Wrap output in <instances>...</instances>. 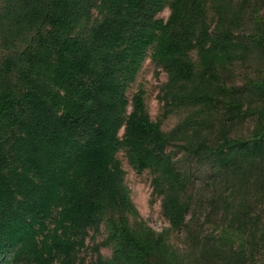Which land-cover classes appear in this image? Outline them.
I'll use <instances>...</instances> for the list:
<instances>
[{
	"label": "trees",
	"instance_id": "obj_1",
	"mask_svg": "<svg viewBox=\"0 0 264 264\" xmlns=\"http://www.w3.org/2000/svg\"><path fill=\"white\" fill-rule=\"evenodd\" d=\"M244 5L246 0L1 1L0 263L10 254L11 264H77L89 229L98 231L110 212L121 222L114 230L115 258L155 264L165 251L163 237L146 224L138 233L126 223L134 204L121 150L137 172L152 173L174 230L195 221L200 199L194 198L195 169L182 170L169 146L227 177L262 169L264 108L254 113L231 96L222 105L231 117L258 115L248 136L230 135L222 125L216 146L208 135L196 144L175 143L179 132L193 136L192 116L165 131L150 115L143 86L131 99L127 95L152 49V60L168 72L164 115L196 107L212 112L220 101L216 93L228 86L216 59L235 48L233 21ZM166 7L167 19L159 16ZM236 187L224 197L228 221L209 248L215 250L218 240L225 244L217 264H264V203L259 217L245 212ZM164 261L174 264L173 255Z\"/></svg>",
	"mask_w": 264,
	"mask_h": 264
},
{
	"label": "rangeland",
	"instance_id": "obj_2",
	"mask_svg": "<svg viewBox=\"0 0 264 264\" xmlns=\"http://www.w3.org/2000/svg\"><path fill=\"white\" fill-rule=\"evenodd\" d=\"M169 14L170 8L166 7L159 13V16L167 19ZM233 28L237 41L234 42L235 48L227 57L220 55L216 59L224 83L230 87L227 86L222 93H216L220 96V101L214 102L212 112H207V107H196L195 109L175 110L164 115L162 96L168 81V72L152 60V49H149L135 81L130 84L127 90L130 99L140 86L144 87L150 115L153 120L161 121L165 131H171L187 116H192L188 129L193 136L185 131L179 132L177 139L174 140L175 143L196 144L204 135H208L209 142L216 146L222 141L219 133L222 125L230 135L248 136L255 128L257 114L247 113L244 116L231 117L222 105L224 99L237 95L245 101L247 107L251 106L253 112V109L258 106L264 108L263 0H246L244 10L233 21ZM195 126L196 130L193 131ZM123 131L122 128L120 135ZM168 149L174 152L173 157L178 161L182 170L195 169L197 179L194 182V198L200 199L195 221H190L188 229H172L169 220L163 215L161 196L153 190L152 173L148 169L137 172L128 162L124 151L121 150L118 156L125 169L126 183L134 204V209L126 214V223L138 233L146 224L152 231L163 237L161 245L165 251L153 258L155 264H166L164 257L166 258L168 254L173 255L174 264H217L218 261L221 262L224 259L222 249L225 244L222 243V247L219 246L220 240H218L214 243L215 250L209 247L220 233L224 221H228L224 197L231 189H236V185H240L239 188L243 194L237 197L244 199V211H251L254 217H259L264 203V158L260 164L261 170L253 168L249 171L248 169L243 173H234L227 177L223 173L213 172L211 168L203 164H197L194 156H188L182 148L175 144L169 146ZM120 224L117 214L110 212L104 214L100 229L98 231L94 228L89 229L84 246L77 252V264H144L135 261L132 257L115 258L119 237L114 230L115 225L117 229ZM9 257L10 254L0 264H11L7 261Z\"/></svg>",
	"mask_w": 264,
	"mask_h": 264
}]
</instances>
